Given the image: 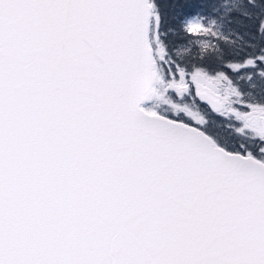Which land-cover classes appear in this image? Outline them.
I'll return each mask as SVG.
<instances>
[{"label":"snow or ice","instance_id":"1","mask_svg":"<svg viewBox=\"0 0 264 264\" xmlns=\"http://www.w3.org/2000/svg\"><path fill=\"white\" fill-rule=\"evenodd\" d=\"M0 264H264V0H0Z\"/></svg>","mask_w":264,"mask_h":264}]
</instances>
